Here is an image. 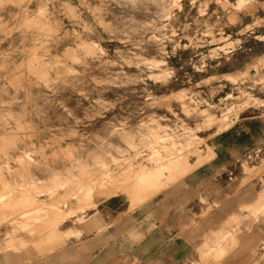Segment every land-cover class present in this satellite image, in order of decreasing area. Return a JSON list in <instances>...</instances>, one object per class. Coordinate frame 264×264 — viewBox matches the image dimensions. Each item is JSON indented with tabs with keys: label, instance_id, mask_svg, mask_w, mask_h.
I'll return each mask as SVG.
<instances>
[{
	"label": "rangeland",
	"instance_id": "obj_1",
	"mask_svg": "<svg viewBox=\"0 0 264 264\" xmlns=\"http://www.w3.org/2000/svg\"><path fill=\"white\" fill-rule=\"evenodd\" d=\"M254 121L264 0H0V264H142L95 240L97 203L186 187ZM237 160L209 206L231 215L159 264H264V139Z\"/></svg>",
	"mask_w": 264,
	"mask_h": 264
},
{
	"label": "crops",
	"instance_id": "obj_2",
	"mask_svg": "<svg viewBox=\"0 0 264 264\" xmlns=\"http://www.w3.org/2000/svg\"><path fill=\"white\" fill-rule=\"evenodd\" d=\"M263 139L260 121L239 125L218 137L217 160L192 171L186 187H169L156 194L130 189L101 199L93 210V221L97 225L100 220L106 228L94 231L95 240H108L111 245L115 242L117 251H125L126 260H142V264L197 258L204 236L208 242L210 232L231 215L225 204L221 211L209 210L214 201L224 203L229 195L228 188L214 185L216 172L224 166L233 170L240 153ZM242 174L239 170L238 175ZM143 197L146 200L137 203ZM203 199L207 200L205 204Z\"/></svg>",
	"mask_w": 264,
	"mask_h": 264
},
{
	"label": "built area",
	"instance_id": "obj_3",
	"mask_svg": "<svg viewBox=\"0 0 264 264\" xmlns=\"http://www.w3.org/2000/svg\"><path fill=\"white\" fill-rule=\"evenodd\" d=\"M260 153H261V149H258V150H255L253 152H249L247 154L248 158H257L260 156Z\"/></svg>",
	"mask_w": 264,
	"mask_h": 264
},
{
	"label": "bare ground",
	"instance_id": "obj_4",
	"mask_svg": "<svg viewBox=\"0 0 264 264\" xmlns=\"http://www.w3.org/2000/svg\"><path fill=\"white\" fill-rule=\"evenodd\" d=\"M17 3V2H16ZM13 5V4H12ZM33 57V56H32ZM19 78V77H18ZM24 88V87H23ZM16 133V132H15ZM18 133V132H17ZM8 135V134H7ZM4 136V135H3ZM7 137V136H6ZM14 139V138H13ZM36 139V138H35ZM50 140V139H49ZM10 141V140H9ZM18 141V140H17ZM12 142V141H11ZM10 142V143H11ZM7 145H9L8 143H7ZM30 149V148H29ZM10 156V155H9ZM8 157V156H7ZM178 163V162H177ZM180 163V162H179ZM174 164H176L175 162L173 163V166H174ZM177 166H178V164H177ZM22 169V168H21ZM7 171V170H6ZM9 172V171H8ZM154 171L153 170H151V172H149L150 174H152ZM10 175V174H9Z\"/></svg>",
	"mask_w": 264,
	"mask_h": 264
}]
</instances>
